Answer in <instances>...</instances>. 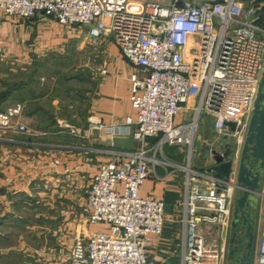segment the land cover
Returning a JSON list of instances; mask_svg holds the SVG:
<instances>
[{
    "label": "built area",
    "instance_id": "obj_1",
    "mask_svg": "<svg viewBox=\"0 0 264 264\" xmlns=\"http://www.w3.org/2000/svg\"><path fill=\"white\" fill-rule=\"evenodd\" d=\"M256 1L0 0L7 17L44 14L83 27L92 40L112 37L136 67L130 100L137 115L126 123L136 125L133 137L141 146L94 174L82 212L89 223L109 229L77 239L68 264H157L147 252L150 236L163 232L165 204L141 196L140 189L158 163L170 165L156 157L164 144L182 147L187 156L185 165L175 166L185 173L182 264L222 263L224 247L216 236L229 223L233 198L243 186L234 173L223 177L192 162L204 114L214 117L222 137L229 133L227 122L246 128L255 108L264 75V28ZM23 106L17 102L0 112V128H12ZM182 110L192 111V118L177 122ZM16 127L34 134L27 124ZM234 134L241 139L243 131ZM151 136H161L154 155ZM257 252L264 264V205Z\"/></svg>",
    "mask_w": 264,
    "mask_h": 264
},
{
    "label": "crops",
    "instance_id": "obj_2",
    "mask_svg": "<svg viewBox=\"0 0 264 264\" xmlns=\"http://www.w3.org/2000/svg\"><path fill=\"white\" fill-rule=\"evenodd\" d=\"M261 8L264 9V0ZM263 9L259 23L264 28ZM73 30L77 34H72L52 16L7 17L0 10V62L14 65L8 69L13 77L19 71L29 72L36 59L61 54L70 39H83L86 34L90 38L87 30L79 25ZM111 39H100L108 46L105 49L108 54L104 62L94 68L90 85L85 84L75 97L77 122L70 124L74 130L70 131L56 119L51 128L35 130L25 140H19V134L11 130L5 132L10 138L1 141V148L3 145L6 148L4 155L0 154V264H68L77 239L109 229L105 224L89 223L82 212L90 183L102 164L121 162L126 152L141 146L133 137L136 125L126 123L129 116L136 118L137 115L130 100V76L136 67ZM7 77L5 73L0 76V92L5 89ZM19 95V90L14 91L5 103L20 98ZM27 97L23 101L30 102ZM27 113L38 115L39 111ZM192 114V111L182 110L177 122L190 120ZM201 123L203 130L199 134ZM201 123L192 166L209 171L212 163L205 161L204 155L209 143H217L218 133L212 115L204 114ZM160 137L148 138L150 155H154L153 147ZM156 157L170 165L158 163L142 185L140 194L164 201L165 224L161 234L150 236L152 245L147 257L157 264H182L186 210L181 202L185 173L175 166L185 165L187 156L182 147L164 144ZM232 173L237 175L235 169ZM238 194L237 191L232 201L229 223L216 236L224 247L221 264H240L237 257L244 253L248 243L244 227H233ZM260 205H264V198ZM255 226V234L259 236L261 215ZM235 248L239 251L235 252ZM252 264H259L257 246L253 247Z\"/></svg>",
    "mask_w": 264,
    "mask_h": 264
},
{
    "label": "rangeland",
    "instance_id": "obj_3",
    "mask_svg": "<svg viewBox=\"0 0 264 264\" xmlns=\"http://www.w3.org/2000/svg\"><path fill=\"white\" fill-rule=\"evenodd\" d=\"M66 26L72 31V34L73 32H77L76 30H73L75 25ZM100 39L92 40L87 34L83 39L80 37L76 40L70 39L63 47L61 54L55 53V55L39 59L38 64L40 66H38L39 68L36 71V79L30 86V89H32L33 92L30 90L29 93L27 92V87L25 88V91L27 92L26 95L30 96L26 97L28 99L31 98L30 102L23 101L21 95L20 98H13L8 103L4 102L3 105H1L2 108L0 109V112H4L17 102H21L24 105L22 113L14 118V125L12 128H0L1 155H4L5 151L3 152V150L6 148L4 145L3 148H1V141L4 142L7 138H10V136L5 135V132L9 133V130H11L12 132H15V134H19V140H25L27 137L32 136V134H29L28 132H21L16 127V124L18 123L27 124L29 129L32 132H35V130L51 128V123L53 120L57 119L60 123L62 122L63 125L65 124L66 127L68 126L70 131L74 130V127L70 124L77 122L75 117V97L76 95H79L78 93L81 92V89L85 84H87V86L90 85L89 82L91 81V74L94 68L96 69L99 67L108 54L105 50L108 46L105 43H102ZM110 41H112V39ZM12 66L14 67V65L2 64L0 62V76L5 73V75H8L6 80L12 83L27 81L28 72L19 71L15 74L16 76L13 77L12 72H8V69ZM33 97L37 98L36 103L31 102ZM67 101H69L68 104H66ZM34 104L36 107H41V109L38 110L39 114L28 115L27 112L33 110L32 107ZM48 112L49 115H47ZM23 118H25L26 121H23ZM203 123H201L199 134H201L203 130ZM209 123L210 121H208V124ZM63 134L65 139H67V133L64 132ZM196 145H198V141ZM262 207L263 205H259L253 215L256 223L260 218ZM257 243L258 236L255 234L253 247H256Z\"/></svg>",
    "mask_w": 264,
    "mask_h": 264
},
{
    "label": "water",
    "instance_id": "obj_4",
    "mask_svg": "<svg viewBox=\"0 0 264 264\" xmlns=\"http://www.w3.org/2000/svg\"><path fill=\"white\" fill-rule=\"evenodd\" d=\"M227 125L229 133L217 137L216 144L207 145L204 160L211 161L209 171L220 176L229 177L234 169L237 171V181L243 189L238 190L235 198L233 227L243 226L248 239L237 262L252 264L256 230L253 215L264 198V75L247 127L237 126L235 122H227ZM237 130L243 131L241 139L234 134ZM234 250L238 252L239 248Z\"/></svg>",
    "mask_w": 264,
    "mask_h": 264
},
{
    "label": "trees",
    "instance_id": "obj_5",
    "mask_svg": "<svg viewBox=\"0 0 264 264\" xmlns=\"http://www.w3.org/2000/svg\"><path fill=\"white\" fill-rule=\"evenodd\" d=\"M245 2H247V3H250V0H244ZM262 1L263 0H257L256 2H255V4L257 5V6H260L261 5V3H262ZM262 9L263 8H260V15H261V13H262ZM264 10V9H263ZM262 17H261V21H262ZM38 61L39 60H35L32 64H31V66H30V71L27 73V81H23V82H18V83H12V82H10V81H8L7 83H6V86H5V89L2 91V92H0V109L2 108L1 107V105H3V103L10 97V95L14 92V91H17V90H19L20 91V97H21V95H22V100H25L26 99V96H28V95H26V93L27 92H29L30 93V90H31V92H33V90L32 89H30V86L32 85V83L35 81V76H36V71H37V69L39 68L38 66H40L39 64H38ZM29 87L28 88V90H27V92L25 91L26 89V87ZM22 92V93H21ZM28 97H30V96H28ZM29 99H31V98H29ZM36 100H37V98H35V97H33V99L31 100V102L32 103H36ZM31 106V105H30ZM35 107V108H34ZM33 108V110H30V112H38V110L39 109H41V107L40 106H38V107H36L35 106V104H34V106L32 107ZM47 115H49V112L47 113ZM55 120H53V122H54ZM52 122V123H53ZM51 123V124H52Z\"/></svg>",
    "mask_w": 264,
    "mask_h": 264
},
{
    "label": "flooded vegetation",
    "instance_id": "obj_6",
    "mask_svg": "<svg viewBox=\"0 0 264 264\" xmlns=\"http://www.w3.org/2000/svg\"><path fill=\"white\" fill-rule=\"evenodd\" d=\"M245 264H247V263H245Z\"/></svg>",
    "mask_w": 264,
    "mask_h": 264
}]
</instances>
